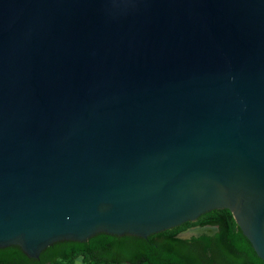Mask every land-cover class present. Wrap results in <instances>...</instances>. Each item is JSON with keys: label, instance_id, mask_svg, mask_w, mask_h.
I'll return each mask as SVG.
<instances>
[{"label": "water", "instance_id": "obj_1", "mask_svg": "<svg viewBox=\"0 0 264 264\" xmlns=\"http://www.w3.org/2000/svg\"><path fill=\"white\" fill-rule=\"evenodd\" d=\"M223 210L264 262V0H0V249Z\"/></svg>", "mask_w": 264, "mask_h": 264}, {"label": "trees", "instance_id": "obj_2", "mask_svg": "<svg viewBox=\"0 0 264 264\" xmlns=\"http://www.w3.org/2000/svg\"><path fill=\"white\" fill-rule=\"evenodd\" d=\"M213 228L188 240L176 238L190 228ZM0 264H264L228 210L208 213L147 238L113 236L27 257L19 247L0 249Z\"/></svg>", "mask_w": 264, "mask_h": 264}]
</instances>
